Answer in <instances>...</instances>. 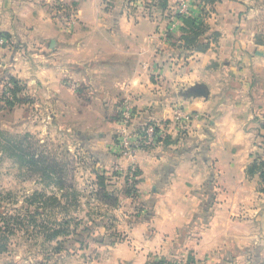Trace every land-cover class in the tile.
<instances>
[{
	"label": "crops",
	"instance_id": "0c3cea01",
	"mask_svg": "<svg viewBox=\"0 0 264 264\" xmlns=\"http://www.w3.org/2000/svg\"><path fill=\"white\" fill-rule=\"evenodd\" d=\"M208 1L0 0V127L76 136L131 189L122 239L98 243L96 264H264V192L249 172L264 158V0ZM190 16L202 49L184 38ZM126 112L132 127L167 123L168 138L123 157Z\"/></svg>",
	"mask_w": 264,
	"mask_h": 264
},
{
	"label": "rangeland",
	"instance_id": "374dc122",
	"mask_svg": "<svg viewBox=\"0 0 264 264\" xmlns=\"http://www.w3.org/2000/svg\"><path fill=\"white\" fill-rule=\"evenodd\" d=\"M212 13L208 6L199 15L208 21ZM175 61L177 68H185L184 60ZM22 137L27 150L56 164L61 183L56 175L45 176L10 156L1 144ZM43 140L0 127V264H96L102 256L97 244L122 239L124 222L120 201L105 204L97 193L105 181L119 199L128 193L125 175L110 176L99 164L103 160L76 136L55 132Z\"/></svg>",
	"mask_w": 264,
	"mask_h": 264
},
{
	"label": "trees",
	"instance_id": "16d2710c",
	"mask_svg": "<svg viewBox=\"0 0 264 264\" xmlns=\"http://www.w3.org/2000/svg\"><path fill=\"white\" fill-rule=\"evenodd\" d=\"M168 1L169 0H144L146 3V8H152L153 4L158 5L160 8L167 9L168 7ZM214 0H209L208 3L213 2ZM202 11V10H201ZM172 15V14H171ZM199 15H197V20H199ZM196 18L190 16L188 23L191 25V33L184 35V38L186 39V43L191 46L198 47L202 49V46H199L198 44V36L205 30V24L203 21H199L198 23L196 22ZM0 36H5L6 38H9L10 35L7 33H2L0 32ZM256 140L260 146H264V120L259 122V125L256 130ZM26 139L25 138H20L17 142H12L10 139L3 140L1 144L6 147L5 149L7 152L10 154V156L15 157L18 159L21 163L25 165H33L34 170L40 171L43 173L45 176L48 177H53L52 175H56L58 181L60 183L62 182V173L60 170H58L56 164L50 165L47 163V159L45 156H39L35 153H33L30 150H27L26 147ZM250 173H259L261 180H262V191L264 192V158L262 157H257L253 161L252 165L249 168ZM115 174H110V176H114ZM98 178L100 180L104 179L105 177L103 175H99ZM101 188L102 190L98 191V196L100 197V200L103 201L105 204L108 205H114L115 203L117 204L118 198L112 193L108 191L107 184L102 182ZM128 193H131V189L128 188L126 190ZM114 199V200H113ZM114 201V204L112 202Z\"/></svg>",
	"mask_w": 264,
	"mask_h": 264
},
{
	"label": "built area",
	"instance_id": "2783aa9c",
	"mask_svg": "<svg viewBox=\"0 0 264 264\" xmlns=\"http://www.w3.org/2000/svg\"><path fill=\"white\" fill-rule=\"evenodd\" d=\"M182 13H187L189 7L183 4ZM10 43L5 36H0V50ZM132 116L129 112L125 113L118 128V147L123 157L132 158L142 147H154L163 143L170 134V126L165 122L149 121L140 126L132 127ZM136 169L132 166L126 177L129 183L135 179Z\"/></svg>",
	"mask_w": 264,
	"mask_h": 264
},
{
	"label": "water",
	"instance_id": "95a60500",
	"mask_svg": "<svg viewBox=\"0 0 264 264\" xmlns=\"http://www.w3.org/2000/svg\"><path fill=\"white\" fill-rule=\"evenodd\" d=\"M197 92H199L201 94H204V95L206 94V91H205L204 88L203 89L202 88L201 89H198Z\"/></svg>",
	"mask_w": 264,
	"mask_h": 264
}]
</instances>
